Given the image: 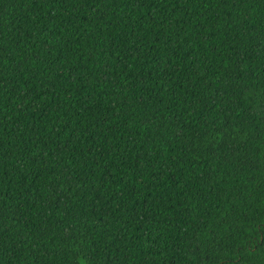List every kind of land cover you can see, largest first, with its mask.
Masks as SVG:
<instances>
[{"label": "trees", "instance_id": "trees-1", "mask_svg": "<svg viewBox=\"0 0 264 264\" xmlns=\"http://www.w3.org/2000/svg\"><path fill=\"white\" fill-rule=\"evenodd\" d=\"M0 264H264V0H0Z\"/></svg>", "mask_w": 264, "mask_h": 264}]
</instances>
